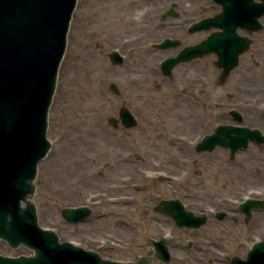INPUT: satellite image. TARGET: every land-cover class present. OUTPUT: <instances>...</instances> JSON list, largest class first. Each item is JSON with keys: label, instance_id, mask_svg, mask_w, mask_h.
<instances>
[{"label": "rangeland", "instance_id": "obj_1", "mask_svg": "<svg viewBox=\"0 0 264 264\" xmlns=\"http://www.w3.org/2000/svg\"><path fill=\"white\" fill-rule=\"evenodd\" d=\"M131 1L78 0L73 15L48 111L47 138L51 147L38 164L33 197L39 225L57 228L61 241L73 240L83 246L85 240L82 242L81 237L87 235L111 241L120 238L123 242L133 238V245L144 244L149 232L142 225H155L145 204L152 205L156 193L165 196L175 192L169 181L147 173L171 177L174 187L203 183L207 189L230 195L235 201L246 197L264 199V160H234L230 166L212 164L205 169L197 163L182 165L180 145L171 137V132H179L176 95L156 94L154 84L129 73V41L123 39V33L130 24L136 25L139 10L138 5L132 7ZM109 28H114L115 43L104 37ZM112 49L125 55L123 66L110 62L107 54ZM260 74H264V32H260ZM110 83L117 86L119 95L108 89ZM141 87H149L153 96L145 95L147 90L142 92ZM121 106L136 107V128L123 132L109 125L108 118H117ZM127 177L130 181L124 183ZM124 194L130 196L126 203L120 196ZM84 204L92 207L87 222L71 224L63 220L64 208ZM259 222L262 229L257 232L254 227ZM249 229L253 235L247 237L248 244L264 240V211L254 215ZM246 247L245 242L241 250L233 245L232 253H243ZM135 251L108 256L134 259ZM0 254L31 255L32 251L24 246L13 249L0 240Z\"/></svg>", "mask_w": 264, "mask_h": 264}, {"label": "flooded vegetation", "instance_id": "obj_2", "mask_svg": "<svg viewBox=\"0 0 264 264\" xmlns=\"http://www.w3.org/2000/svg\"><path fill=\"white\" fill-rule=\"evenodd\" d=\"M251 2L260 5L258 0ZM131 4L144 12L136 25L130 24L123 33V39L129 41L125 46L132 63L129 73L140 81L154 84L156 94L176 95L179 132H171V137L180 145L182 165L197 163L211 168L212 164L230 166L234 160H264V74H260V32H264V16L251 21L260 25L261 20L262 29L250 34L249 19L242 17L248 0H132ZM108 30L104 31V37L115 43L114 28ZM233 36L238 39L235 46ZM162 43L167 44L160 46ZM242 44L248 45L244 51ZM118 52L124 57L113 66L120 67L125 63V55L121 50ZM172 59H176L175 64L164 65ZM115 89L119 95L116 85ZM149 89L141 87L142 92L147 90L145 95L153 96L154 92ZM131 109L136 118L133 128H136V107L132 109L134 112ZM115 127L123 132L129 130L118 120ZM247 129L255 131L251 133ZM173 140L169 139L171 144ZM157 141L162 140L157 138ZM152 177L163 181L160 175ZM169 186L174 194L156 193L152 205L145 204L155 225H142L149 232L144 244L133 245V238L123 242L120 238L111 241L104 236L83 235V247L103 258L131 264L141 257L146 258V264H230L233 257L246 256L250 247L247 237L253 235L249 233V223L256 213L264 211V202L263 208L252 209L247 215L241 208L244 200L235 201L230 195L207 189L203 183L174 187L169 182ZM120 196L121 200H130V196ZM166 200H172L173 205L165 206ZM179 205L196 217L195 222L203 219V223L179 225L167 213L179 214ZM88 207L91 216L92 207ZM254 229L257 232L262 229L260 222ZM244 242L245 252L232 253L233 245L241 250ZM131 249L137 251L134 259L108 256L116 252L130 253Z\"/></svg>", "mask_w": 264, "mask_h": 264}, {"label": "water", "instance_id": "obj_3", "mask_svg": "<svg viewBox=\"0 0 264 264\" xmlns=\"http://www.w3.org/2000/svg\"><path fill=\"white\" fill-rule=\"evenodd\" d=\"M251 1L242 14L249 19V26L264 15V2L257 6ZM76 2L0 0V240L13 249L25 246L32 251L28 256L0 254V264H131L104 259L69 241L60 242L54 231L39 226L33 202L37 165L51 147L47 139L48 111ZM257 28L250 26L249 32ZM236 40L233 36V44ZM247 47L242 44V51ZM109 57L114 63L121 61L116 52ZM109 88L117 92L113 84ZM120 118L125 128L136 124L128 108L120 110ZM108 122L116 126L113 117ZM172 202L163 204L172 206ZM241 208L249 215L251 209L263 208V201L248 199ZM179 210V214L167 211L179 225L203 223V219L195 222L196 217L183 211L181 205ZM88 215L86 207L62 210V217L71 223L84 221ZM180 216L184 220L180 221ZM146 263L141 257L134 264ZM230 263L264 264V242L254 243L246 259L234 257Z\"/></svg>", "mask_w": 264, "mask_h": 264}, {"label": "clouds", "instance_id": "obj_4", "mask_svg": "<svg viewBox=\"0 0 264 264\" xmlns=\"http://www.w3.org/2000/svg\"><path fill=\"white\" fill-rule=\"evenodd\" d=\"M258 2H264V0H258ZM143 12V9L137 10L136 18L139 19L143 15Z\"/></svg>", "mask_w": 264, "mask_h": 264}, {"label": "bare ground", "instance_id": "obj_5", "mask_svg": "<svg viewBox=\"0 0 264 264\" xmlns=\"http://www.w3.org/2000/svg\"><path fill=\"white\" fill-rule=\"evenodd\" d=\"M137 174L139 175V173L137 172ZM130 181V178L128 179V178H126L123 182L124 183H128ZM123 201H125V200H128V199H122Z\"/></svg>", "mask_w": 264, "mask_h": 264}]
</instances>
